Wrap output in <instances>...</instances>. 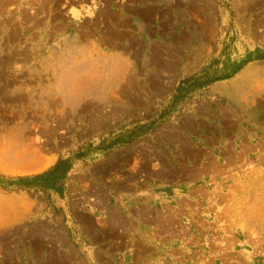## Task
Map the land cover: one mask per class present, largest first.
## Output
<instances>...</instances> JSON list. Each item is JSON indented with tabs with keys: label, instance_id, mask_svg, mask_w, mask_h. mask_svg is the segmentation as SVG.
Segmentation results:
<instances>
[{
	"label": "rangeland",
	"instance_id": "374dc122",
	"mask_svg": "<svg viewBox=\"0 0 264 264\" xmlns=\"http://www.w3.org/2000/svg\"><path fill=\"white\" fill-rule=\"evenodd\" d=\"M0 264H264V0H0Z\"/></svg>",
	"mask_w": 264,
	"mask_h": 264
},
{
	"label": "crops",
	"instance_id": "0c3cea01",
	"mask_svg": "<svg viewBox=\"0 0 264 264\" xmlns=\"http://www.w3.org/2000/svg\"><path fill=\"white\" fill-rule=\"evenodd\" d=\"M73 74V76H70L71 77V79H73V81H70V83L69 84H76L77 83V78H78V74L79 73H76L74 70L70 73V75H72ZM70 79V80H71ZM65 81H67V80H65Z\"/></svg>",
	"mask_w": 264,
	"mask_h": 264
},
{
	"label": "bare ground",
	"instance_id": "6f19581e",
	"mask_svg": "<svg viewBox=\"0 0 264 264\" xmlns=\"http://www.w3.org/2000/svg\"><path fill=\"white\" fill-rule=\"evenodd\" d=\"M75 14V13H74Z\"/></svg>",
	"mask_w": 264,
	"mask_h": 264
}]
</instances>
